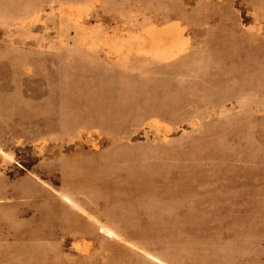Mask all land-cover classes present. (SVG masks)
Returning <instances> with one entry per match:
<instances>
[{"label": "rangeland", "instance_id": "rangeland-1", "mask_svg": "<svg viewBox=\"0 0 264 264\" xmlns=\"http://www.w3.org/2000/svg\"><path fill=\"white\" fill-rule=\"evenodd\" d=\"M0 264H264V0H0Z\"/></svg>", "mask_w": 264, "mask_h": 264}, {"label": "bare ground", "instance_id": "bare-ground-1", "mask_svg": "<svg viewBox=\"0 0 264 264\" xmlns=\"http://www.w3.org/2000/svg\"><path fill=\"white\" fill-rule=\"evenodd\" d=\"M42 149H43V148H42ZM42 153H43V151H42ZM47 153H48V152H47ZM34 154H35V153H34ZM39 154H40V153H39ZM42 155H43V154H42ZM103 230L112 233V230L109 229V228H106L105 226L103 227ZM86 249H87V248H86ZM82 250L86 251L84 248H82Z\"/></svg>", "mask_w": 264, "mask_h": 264}]
</instances>
